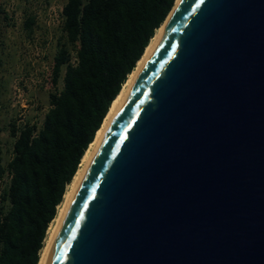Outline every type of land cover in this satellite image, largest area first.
<instances>
[{
	"label": "water",
	"instance_id": "obj_1",
	"mask_svg": "<svg viewBox=\"0 0 264 264\" xmlns=\"http://www.w3.org/2000/svg\"><path fill=\"white\" fill-rule=\"evenodd\" d=\"M42 264H264V0H179Z\"/></svg>",
	"mask_w": 264,
	"mask_h": 264
},
{
	"label": "trees",
	"instance_id": "obj_2",
	"mask_svg": "<svg viewBox=\"0 0 264 264\" xmlns=\"http://www.w3.org/2000/svg\"><path fill=\"white\" fill-rule=\"evenodd\" d=\"M176 0H66L40 127L9 123L0 156V264H38L49 223L128 74ZM33 18L24 21L31 32ZM73 51V60L71 59ZM6 176V181L3 177Z\"/></svg>",
	"mask_w": 264,
	"mask_h": 264
},
{
	"label": "rangeland",
	"instance_id": "obj_3",
	"mask_svg": "<svg viewBox=\"0 0 264 264\" xmlns=\"http://www.w3.org/2000/svg\"><path fill=\"white\" fill-rule=\"evenodd\" d=\"M66 0H0V156L11 157L9 123L40 127L48 93L61 88V75L51 83L56 41L62 38L60 10ZM33 18L31 32L25 19ZM73 60V51L71 50ZM7 177H3L6 181ZM2 182H0V188Z\"/></svg>",
	"mask_w": 264,
	"mask_h": 264
},
{
	"label": "bare ground",
	"instance_id": "obj_4",
	"mask_svg": "<svg viewBox=\"0 0 264 264\" xmlns=\"http://www.w3.org/2000/svg\"><path fill=\"white\" fill-rule=\"evenodd\" d=\"M179 2V0H176L171 11L169 12V14L167 15L166 19L164 20V22L161 24V26L156 30L154 36L152 37V39L150 40L148 46L146 47L143 55L141 56V58L137 61L136 66L134 67V69L128 74V77L125 81V83L123 84L120 92L117 94V96L114 98V100L112 101L109 110L106 114V116L104 117V120L100 126V128L97 130L96 135L93 139V141L89 144V146L87 147V149L84 152V155L82 156V159L80 161L79 167L76 171V173L74 174L71 182L67 185L66 187V191L63 195V199L61 201V203L58 205L57 208V213L54 216V218L52 219V221L49 223V226L47 228L46 231V237L44 239V245L43 248L40 251V258L38 261V264H42V261L45 257V254L48 250V247L51 243V240L56 232V229L61 221V218L63 216V213L65 211L66 205L68 200L70 199L74 189L76 188L78 181L81 177V175L83 174L87 163L91 157V155L93 154L101 136L103 135L109 120L111 119V117L113 116V114L116 112V110L118 109L119 105L121 104L125 94L127 93L131 83L133 82L135 76L137 75L140 67L142 66L145 58L147 57L148 53L150 52L151 48L153 47L156 39L158 38V36L160 35L167 19L169 18L170 14L172 13L173 9L175 8V6L177 5V3Z\"/></svg>",
	"mask_w": 264,
	"mask_h": 264
}]
</instances>
